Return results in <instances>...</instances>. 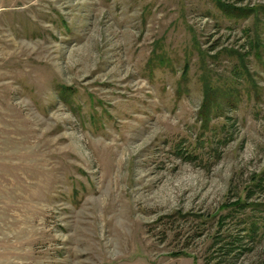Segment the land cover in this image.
<instances>
[{
	"label": "rangeland",
	"instance_id": "obj_1",
	"mask_svg": "<svg viewBox=\"0 0 264 264\" xmlns=\"http://www.w3.org/2000/svg\"><path fill=\"white\" fill-rule=\"evenodd\" d=\"M0 264H264V0H0Z\"/></svg>",
	"mask_w": 264,
	"mask_h": 264
},
{
	"label": "trees",
	"instance_id": "obj_2",
	"mask_svg": "<svg viewBox=\"0 0 264 264\" xmlns=\"http://www.w3.org/2000/svg\"><path fill=\"white\" fill-rule=\"evenodd\" d=\"M257 187H259V185L257 184Z\"/></svg>",
	"mask_w": 264,
	"mask_h": 264
}]
</instances>
